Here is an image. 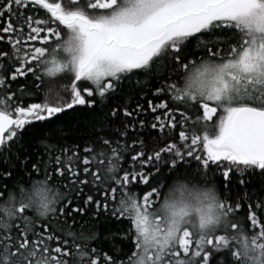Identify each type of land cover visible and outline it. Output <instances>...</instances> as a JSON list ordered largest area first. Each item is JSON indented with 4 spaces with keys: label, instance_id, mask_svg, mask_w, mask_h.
Instances as JSON below:
<instances>
[{
    "label": "snow or ice",
    "instance_id": "obj_1",
    "mask_svg": "<svg viewBox=\"0 0 264 264\" xmlns=\"http://www.w3.org/2000/svg\"><path fill=\"white\" fill-rule=\"evenodd\" d=\"M0 42V264H264V197L229 190L264 176V0H2ZM153 77L148 110L107 106ZM77 106L82 148L53 137ZM26 126L43 150L21 161ZM101 216L127 224L111 253Z\"/></svg>",
    "mask_w": 264,
    "mask_h": 264
},
{
    "label": "trees",
    "instance_id": "obj_2",
    "mask_svg": "<svg viewBox=\"0 0 264 264\" xmlns=\"http://www.w3.org/2000/svg\"><path fill=\"white\" fill-rule=\"evenodd\" d=\"M2 2V0H0ZM49 2H55V0H49ZM15 12V9L13 10ZM24 15H34V16H40L43 17V11L36 13L33 11L25 12ZM7 19V17H5ZM0 47L7 48L8 45L6 43L0 42ZM202 53L197 52V56H200ZM60 74H58L59 76ZM175 78V77H173ZM53 81H56L57 78H49ZM139 79H144L143 76L139 77ZM32 80L31 75L29 74L27 79L21 78L18 81L14 82L11 86L12 88H16L18 85H29ZM157 85V81L155 78H150L148 81H146V84L143 88L136 86L134 84L126 82L123 85L122 92L118 97H110L107 100V106H115L117 103L123 104L125 97H131V99L128 101V106L130 110L132 108H135L137 102H139L141 105H143V108L145 110H148V100H153V102H157L155 98L152 96V89H154ZM42 98V96H41ZM30 102V101H26ZM97 113L90 112L89 109L85 108L84 106H77L74 110H69L65 112L64 114L60 115L58 120L56 121V127L57 129H62L64 132V135L61 137L59 136L57 131H53V137L60 141L61 143L63 141H67L69 145H79L81 148L84 146L86 141H90L93 136V120L95 118ZM194 115V114H193ZM138 120H145L146 123L149 124V128L143 129L139 131V136L142 137L146 142L149 140L150 136H156L157 132L156 130L150 129V123L153 120V114L150 113V111H146L144 115H141L137 117ZM134 121L129 120L128 123L131 125ZM116 126L123 127L120 120L112 121ZM41 135H44V133L39 132L37 129L31 128L26 126L25 130H23V138L22 143L25 145L23 149H17L15 146L13 147V152L19 151L20 160L22 161L24 156L28 153L34 154L38 151H42V146L38 145V140L40 139ZM113 135L112 133H109V136ZM129 139H133L136 137V133L132 130H129L128 132ZM16 163L17 169L20 167L19 161H13ZM125 166L127 164L125 163ZM195 163L192 164V167L195 168ZM13 179L17 178V172H13L12 174ZM176 179L175 175L169 174L165 178V184L171 185L173 181ZM240 179L239 173H233L231 176V182L229 184V190L231 192V197L233 200H236L241 196L242 193L247 191L249 196L253 197L255 199V196L264 197V176H261L259 174V170H256V172L245 170L244 172V179L245 183L241 185L238 181ZM209 181L214 182L217 185L218 191L221 194H224L223 189V181L219 177H212L209 176ZM5 183L9 184L11 186L12 181L6 180ZM163 191H167V187ZM92 224L96 225L95 230L99 233L100 238V247L102 251L111 253L112 249L110 245L112 244V240L105 239V237H109L112 233H118L121 231L122 228H126L127 224L122 223L120 220H117L112 217L105 218L104 216H101L99 220L91 221ZM115 243L119 244L120 241L116 240ZM93 246H97L95 243ZM127 248V245L124 246ZM223 255V253H221ZM213 264H215V260H213Z\"/></svg>",
    "mask_w": 264,
    "mask_h": 264
}]
</instances>
